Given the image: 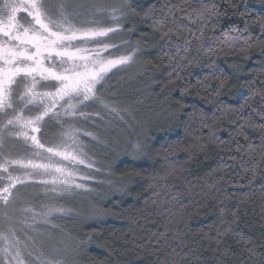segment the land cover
<instances>
[{"label": "trees", "instance_id": "1", "mask_svg": "<svg viewBox=\"0 0 264 264\" xmlns=\"http://www.w3.org/2000/svg\"><path fill=\"white\" fill-rule=\"evenodd\" d=\"M129 2L123 32L139 48L157 117L143 156L108 160L118 189L97 202L105 215L63 227L81 249L77 264H264V45L247 56L230 49L234 38L264 39V0H215L227 15L211 18L199 47L202 29L189 19L197 0ZM161 22L173 29L170 42ZM166 142L188 151L161 150ZM177 203L194 211L174 216Z\"/></svg>", "mask_w": 264, "mask_h": 264}, {"label": "snow or ice", "instance_id": "2", "mask_svg": "<svg viewBox=\"0 0 264 264\" xmlns=\"http://www.w3.org/2000/svg\"><path fill=\"white\" fill-rule=\"evenodd\" d=\"M229 2L231 7H237L231 0ZM189 7L191 12L197 14L195 19L189 17L190 22L202 29L196 37L199 47L200 41L207 35L204 30L209 29L211 18L227 14L217 7L215 0H208L207 3L197 0V6ZM129 10L134 11L129 0H123L122 4L113 7L94 6L89 11L93 18L78 25L73 19L78 13L69 12L63 3L57 5L53 11L46 0H0V121H3L0 124V149L5 144V129H8V136L23 137L36 149L30 158L12 159L0 152V173L7 174L0 176V180L7 181L0 185V204L9 205L14 196L13 189L29 180L51 186L45 190L55 194H70L77 189L91 191L86 184L77 182L91 178L79 171L80 165L94 168V163L84 151L81 140L82 136H91V133L81 132L74 127L75 121L72 118L85 115L82 106L87 102H100L97 85L104 81L114 68L132 63L139 51L137 47L128 54L113 55L109 49L119 46L112 44L110 40L102 39L121 30V20ZM21 13L25 15L21 16ZM102 13H106L107 18L112 21L111 26H104L100 20L95 19ZM239 15L244 17L251 13L245 9ZM256 20L261 29H264V16L256 17ZM173 23L175 24V19ZM219 23V19H216L210 30L214 31ZM184 28L190 31L187 25H184ZM158 30H164V36L171 41V27L161 22ZM247 31L246 23L244 32ZM261 36H264V31ZM191 43L192 40H188V44ZM253 43L264 45V39L257 37L253 41L249 35L240 43L239 38H234L230 45L231 53L239 51L247 56ZM106 52L108 55H105ZM184 59L187 60V57ZM190 63L191 61L184 67H188ZM173 71H176L175 67L169 72V76ZM176 78H181L178 73ZM261 95L264 97V93ZM57 108L60 111H56ZM26 109L32 114L26 115ZM50 113L53 117L63 115L69 119L64 121L67 127L63 128L61 142L46 147L35 133L40 131V122ZM202 123L208 126L203 118ZM9 126L16 131H12ZM30 132L33 134L30 135ZM209 138H215V133L210 132ZM92 139L96 138L92 136ZM181 147L188 151V146H182L179 142H166L160 146L164 151H179ZM132 149L129 153L132 160H137L145 154V146L141 143L133 145ZM14 166L26 171L14 174L9 171ZM190 211L194 209L177 203L173 215H187ZM57 213L68 215L70 210L47 206L42 212H32V219L35 222L37 217H41L43 222L47 223V218ZM32 231L34 235L25 233L22 238L15 228L0 227V258L5 259L7 264H33V261L38 264H65L63 259L46 257L42 251L41 233L35 228ZM91 239L88 237L89 241ZM80 244H84V241ZM80 251L79 246L72 248V252L77 255Z\"/></svg>", "mask_w": 264, "mask_h": 264}, {"label": "rangeland", "instance_id": "3", "mask_svg": "<svg viewBox=\"0 0 264 264\" xmlns=\"http://www.w3.org/2000/svg\"><path fill=\"white\" fill-rule=\"evenodd\" d=\"M46 3L53 11L60 3L65 4L69 12L78 13L73 19L79 25L93 18L89 15V11L94 6L113 7L122 4L123 0H46ZM20 15L25 14L21 13ZM128 16L129 11L121 20L120 31L110 33L108 37L102 38L119 46L109 49L113 55L128 54L132 49L137 48V45L127 40L123 32ZM95 19L100 20L104 26H111L112 24L106 13L97 15ZM138 52L132 63L114 68L105 80L97 85V96L100 98V102H87L85 106H82L85 115L72 118L75 121L74 127L81 132L91 133V136H82L81 140L84 144V151L94 163V168L80 165L79 171L91 178L77 181L86 184L91 191L77 189L70 194H55L45 190L46 187L51 186L29 180L24 184H18L13 189L14 196L10 199L9 205L0 204V227L15 228L17 234L21 235L22 238L25 233L34 235L32 229H37L41 233L42 251L46 257L63 259L65 264H77L76 260L80 252L78 255L72 252L74 240L70 238L63 227L65 224L75 225L79 221H86L99 213L97 202L106 200L108 198L107 193L118 189L115 183L111 181L112 187L109 183L111 177L108 160L112 156L114 158L121 154L123 157H131L129 153L133 150L132 146L137 143L142 144L143 141L141 140L145 139L148 121L157 117L152 101L145 98L148 82L145 73H143ZM105 55L108 53L106 52ZM111 109L115 111H111ZM56 111H60V109L57 108ZM25 114L32 113L26 109ZM66 119L69 118L63 115L53 117L50 113L40 122V131L35 135L46 147L60 143L63 128L67 127V124H64ZM9 128L16 131L11 126ZM7 132L8 129H5V144L0 152L12 159L32 157L36 149L31 145V142H26L23 137L8 136ZM31 134L33 133L30 132ZM92 136L96 139H92ZM9 171L20 174L26 170L14 166ZM6 175V173H0V176ZM6 182V180H0V185ZM101 192L104 193L101 194ZM47 206L69 209L70 214L60 215L57 213L48 217L47 223H44L41 217H37V221L34 222L32 212H42ZM26 209L32 211H26ZM102 214L105 215L104 212ZM0 264H7V261L0 258ZM33 264H38V262L33 261Z\"/></svg>", "mask_w": 264, "mask_h": 264}, {"label": "flooded vegetation", "instance_id": "4", "mask_svg": "<svg viewBox=\"0 0 264 264\" xmlns=\"http://www.w3.org/2000/svg\"><path fill=\"white\" fill-rule=\"evenodd\" d=\"M3 123V121H0V124H2Z\"/></svg>", "mask_w": 264, "mask_h": 264}]
</instances>
